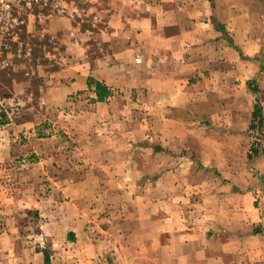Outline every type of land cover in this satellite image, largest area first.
Wrapping results in <instances>:
<instances>
[{
  "label": "crops",
  "instance_id": "crops-1",
  "mask_svg": "<svg viewBox=\"0 0 264 264\" xmlns=\"http://www.w3.org/2000/svg\"><path fill=\"white\" fill-rule=\"evenodd\" d=\"M86 3L90 27L64 30L62 73H43L56 79L39 118L0 126V261L264 264V209L251 201L264 206V187L233 183L224 195L193 182L191 149L194 109L207 116L216 97L215 119L224 90H258L264 0ZM91 79L109 91L103 100ZM92 223H105L99 239Z\"/></svg>",
  "mask_w": 264,
  "mask_h": 264
},
{
  "label": "rangeland",
  "instance_id": "rangeland-1",
  "mask_svg": "<svg viewBox=\"0 0 264 264\" xmlns=\"http://www.w3.org/2000/svg\"><path fill=\"white\" fill-rule=\"evenodd\" d=\"M69 5L67 15H53L48 19L46 30L36 18H32L25 23L18 43L0 45V115L7 114L8 121L13 118H39L40 96L45 86L56 79V76L54 79H46L43 73L51 75L56 71L60 75L66 66L67 56L61 45L64 30L74 21L81 27H90L91 18L84 16L89 4H85V0H70ZM262 67L261 75L257 74L252 83L251 88L256 86L258 89L255 94L232 95L233 88L223 91V111L219 117L214 119L210 115V112H215L216 97H212L211 103L208 102L207 116L203 114L204 109L193 110L196 116L200 115L191 127V149L197 156L195 165L199 171L192 174L193 182H207L209 187L221 185L224 195L231 193L233 183L240 187L249 185L257 193L264 187V120L261 127L254 128L256 122L251 124L248 110L249 104L258 105L264 119V65ZM240 82L241 80H236L234 84ZM33 104L35 108L29 109ZM202 108L206 106L203 105ZM42 132L36 131V134ZM235 168L237 172L234 171ZM251 201L256 208L264 209L258 196ZM34 212L32 210V217L35 216ZM23 213L22 210L18 213L21 223L27 219L23 218ZM104 224L100 223L99 228L102 229ZM26 226L30 227L26 228L29 230L37 227L32 223H27ZM100 236L102 232H98L94 238L99 239ZM101 257L96 264H109L106 256ZM36 260L44 263V260ZM10 261L6 263H11ZM90 261L89 258L86 264H92ZM6 263L0 261V264Z\"/></svg>",
  "mask_w": 264,
  "mask_h": 264
},
{
  "label": "built area",
  "instance_id": "built-area-1",
  "mask_svg": "<svg viewBox=\"0 0 264 264\" xmlns=\"http://www.w3.org/2000/svg\"><path fill=\"white\" fill-rule=\"evenodd\" d=\"M70 0H0V45L18 43L26 22L36 18L44 30L53 15L65 16L69 13ZM98 225L92 223L87 230L94 238Z\"/></svg>",
  "mask_w": 264,
  "mask_h": 264
},
{
  "label": "trees",
  "instance_id": "trees-1",
  "mask_svg": "<svg viewBox=\"0 0 264 264\" xmlns=\"http://www.w3.org/2000/svg\"><path fill=\"white\" fill-rule=\"evenodd\" d=\"M90 84L94 83L96 88V92L98 95V99L99 100H103L108 94L109 91L107 90V88L102 85V83L98 82V81H94V80H90L89 81ZM254 121L256 122L255 125H253L254 128H258L261 127V125L263 124V117H262V111L260 109V107L257 105L255 112H254ZM258 119V120H257ZM8 119H7V114L2 113L0 115V126H2L3 124L7 123ZM258 153V151H256V154ZM51 260L49 255L45 252V264H50Z\"/></svg>",
  "mask_w": 264,
  "mask_h": 264
}]
</instances>
